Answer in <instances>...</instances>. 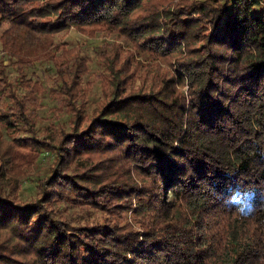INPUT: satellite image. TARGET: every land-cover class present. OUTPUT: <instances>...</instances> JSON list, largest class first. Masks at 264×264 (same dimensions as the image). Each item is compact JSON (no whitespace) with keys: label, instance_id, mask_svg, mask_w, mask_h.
<instances>
[{"label":"trees","instance_id":"1","mask_svg":"<svg viewBox=\"0 0 264 264\" xmlns=\"http://www.w3.org/2000/svg\"><path fill=\"white\" fill-rule=\"evenodd\" d=\"M1 23L18 67L51 59L53 34L69 26L116 29L173 67L132 88L110 64L102 101L83 114L71 98L75 117L53 141L8 89L0 121L21 118L28 132L15 144L53 147L55 160L33 197L0 193V226L14 236L0 241V264H264V0H0ZM72 64L55 67L59 85ZM89 152L109 154L71 164ZM107 160L123 175L107 176ZM55 198L105 214L71 223ZM126 210L133 223L117 221Z\"/></svg>","mask_w":264,"mask_h":264},{"label":"rangeland","instance_id":"2","mask_svg":"<svg viewBox=\"0 0 264 264\" xmlns=\"http://www.w3.org/2000/svg\"><path fill=\"white\" fill-rule=\"evenodd\" d=\"M3 26L4 23H1L0 30ZM53 41L56 42L53 49L55 55L51 59L33 60L19 67L0 47V66L7 80H0V112L10 101L8 89L13 87L23 93L27 98L24 103L25 117L31 121L36 136L45 140L53 141L59 137L61 130L69 128V121L75 117L71 98L83 114L98 106L108 91L107 69L110 64L120 73L123 83L132 88H154L162 76L172 73L173 65L168 55L142 50L116 29L99 26L86 32L69 26L56 31ZM63 60L67 66L71 61H79V64H72L65 70L63 76L66 82L59 85L55 67ZM71 70L77 76L69 84ZM181 87L184 89L185 85ZM12 122L15 123L12 125ZM25 126L21 118L18 121L11 119L9 124L0 121V193H7L17 200L36 194V182L50 170L55 160L53 147L40 146L37 153H31L26 147L15 144L18 135L28 134ZM108 154L89 152L75 155L71 164H87ZM107 161L108 165L102 164V171L108 173L107 176L123 175L119 161ZM49 204L71 223L101 220L105 214L97 208L80 207L58 198L50 200ZM121 213L116 215L117 221L133 223L130 210ZM13 239L9 228L0 226V241L11 242Z\"/></svg>","mask_w":264,"mask_h":264}]
</instances>
